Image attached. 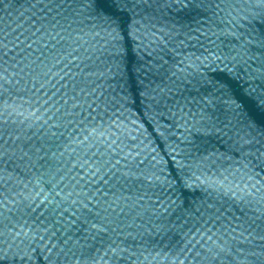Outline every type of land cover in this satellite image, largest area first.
I'll return each instance as SVG.
<instances>
[{"label":"water","instance_id":"water-1","mask_svg":"<svg viewBox=\"0 0 264 264\" xmlns=\"http://www.w3.org/2000/svg\"><path fill=\"white\" fill-rule=\"evenodd\" d=\"M0 264H264V0H0Z\"/></svg>","mask_w":264,"mask_h":264}]
</instances>
